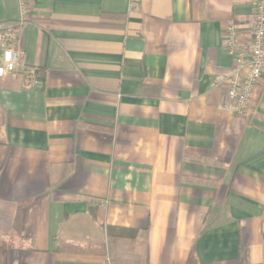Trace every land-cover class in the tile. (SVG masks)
<instances>
[{
    "label": "crops",
    "instance_id": "crops-1",
    "mask_svg": "<svg viewBox=\"0 0 264 264\" xmlns=\"http://www.w3.org/2000/svg\"><path fill=\"white\" fill-rule=\"evenodd\" d=\"M138 1L0 0V264H264V73L212 84L252 0Z\"/></svg>",
    "mask_w": 264,
    "mask_h": 264
},
{
    "label": "built area",
    "instance_id": "built-area-1",
    "mask_svg": "<svg viewBox=\"0 0 264 264\" xmlns=\"http://www.w3.org/2000/svg\"><path fill=\"white\" fill-rule=\"evenodd\" d=\"M138 0H128V9L138 6ZM19 19L17 25L30 20L26 0H18ZM253 14L249 25L251 39L248 43H239L238 29L233 20L224 24L223 45L232 58V67L228 74L216 76L213 86L226 85L223 109L236 116L247 118L251 115V95L253 88L264 73V0H252ZM14 27L0 26V75L15 72L22 52L16 47ZM25 86L40 88L41 82L36 72L30 70L25 77Z\"/></svg>",
    "mask_w": 264,
    "mask_h": 264
},
{
    "label": "trees",
    "instance_id": "trees-1",
    "mask_svg": "<svg viewBox=\"0 0 264 264\" xmlns=\"http://www.w3.org/2000/svg\"><path fill=\"white\" fill-rule=\"evenodd\" d=\"M193 260H194L193 256H190V261L189 262L191 263V262H193Z\"/></svg>",
    "mask_w": 264,
    "mask_h": 264
}]
</instances>
